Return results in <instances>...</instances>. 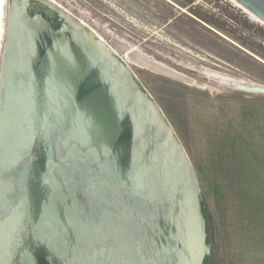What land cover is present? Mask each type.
<instances>
[{
  "label": "water",
  "instance_id": "95a60500",
  "mask_svg": "<svg viewBox=\"0 0 264 264\" xmlns=\"http://www.w3.org/2000/svg\"><path fill=\"white\" fill-rule=\"evenodd\" d=\"M233 1L264 23V0ZM209 251L194 168L125 59L51 0H6L0 264H204Z\"/></svg>",
  "mask_w": 264,
  "mask_h": 264
},
{
  "label": "rangeland",
  "instance_id": "374dc122",
  "mask_svg": "<svg viewBox=\"0 0 264 264\" xmlns=\"http://www.w3.org/2000/svg\"><path fill=\"white\" fill-rule=\"evenodd\" d=\"M51 1L108 37L170 123L199 183L204 264H264V23L233 0ZM122 44L187 81L130 61Z\"/></svg>",
  "mask_w": 264,
  "mask_h": 264
},
{
  "label": "bare ground",
  "instance_id": "6f19581e",
  "mask_svg": "<svg viewBox=\"0 0 264 264\" xmlns=\"http://www.w3.org/2000/svg\"><path fill=\"white\" fill-rule=\"evenodd\" d=\"M4 4H5V0H0V48H1V43H2V39H3V34H4V21H3V17H4ZM134 61L138 64H140L141 66L152 70L154 72L160 73V74H165L168 75L170 77H174L177 79H181V80H186L187 79L183 76H180L174 72H172L171 70L165 68L164 66H161L160 64L151 61L148 58H145L141 55L136 54V56H134ZM157 64L159 67H157L155 64ZM161 67V68H160Z\"/></svg>",
  "mask_w": 264,
  "mask_h": 264
},
{
  "label": "flooded vegetation",
  "instance_id": "af4514ba",
  "mask_svg": "<svg viewBox=\"0 0 264 264\" xmlns=\"http://www.w3.org/2000/svg\"><path fill=\"white\" fill-rule=\"evenodd\" d=\"M82 1H84L85 3H87L89 6H90V0H82ZM108 3H109V1L108 0H106ZM81 4H82V2H80V3H76V5H77V7L78 8H81ZM60 8H62L63 10H65L66 12H68V13H70L74 18H76L78 21H80L82 24H84L85 26H87L88 28H90L99 38H101L97 33H96V31L93 29L94 28V26L92 25V24H90V26H88L87 25V20L84 18V16L82 15V14H80V13H78V11L79 10H74L75 12L74 13H72V12H70V10H67L65 7H63L62 5H59V4H57ZM94 8V7H93ZM94 11L95 12H93V17L94 16H97V13H101L99 10H97L96 8H94ZM106 19H108L109 21H111V23H114L109 17H108V15H106L105 13H101ZM111 23H109L108 25L109 26H112L111 25ZM113 28V27H112ZM130 33H131V31H129ZM134 36H136V34H134ZM128 37H131V36H128ZM103 38L104 39H106L107 41H108V37H106L105 35H103ZM103 38H101L103 41H104V39ZM132 38V37H131ZM104 42H106V41H104ZM107 43V42H106ZM108 44V43H107ZM120 49L121 50H124V51H127V53H126V57L130 60V61H133L132 60V58H134V56H136V54H138V55H141V54H139L138 52H136V51H134V50H132V49H130V48H128L127 46H126V44H122L121 46H120ZM134 53V54H133ZM142 56V55H141ZM123 57V56H122ZM144 57V56H143ZM124 58V57H123ZM146 58V57H145ZM125 59V58H124ZM149 59V58H148ZM151 61H153L152 59H150ZM126 61V60H125ZM127 62V61H126ZM154 62V61H153ZM152 62V63H153ZM153 64H155V63H153ZM157 67H159L157 64H155ZM145 68V67H144ZM161 68V67H160Z\"/></svg>",
  "mask_w": 264,
  "mask_h": 264
},
{
  "label": "trees",
  "instance_id": "16d2710c",
  "mask_svg": "<svg viewBox=\"0 0 264 264\" xmlns=\"http://www.w3.org/2000/svg\"><path fill=\"white\" fill-rule=\"evenodd\" d=\"M205 263V262H204Z\"/></svg>",
  "mask_w": 264,
  "mask_h": 264
}]
</instances>
